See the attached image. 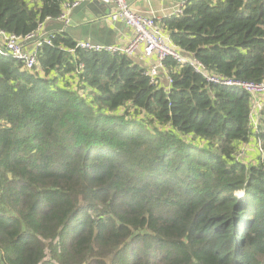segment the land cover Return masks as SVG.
Instances as JSON below:
<instances>
[{
  "label": "trees",
  "instance_id": "1",
  "mask_svg": "<svg viewBox=\"0 0 264 264\" xmlns=\"http://www.w3.org/2000/svg\"><path fill=\"white\" fill-rule=\"evenodd\" d=\"M74 1L0 0V30L39 35ZM158 26L211 74L264 82V0H187ZM51 34L22 40L31 70L0 55V264H264V108L254 126L249 93L188 63L154 84Z\"/></svg>",
  "mask_w": 264,
  "mask_h": 264
},
{
  "label": "built area",
  "instance_id": "2",
  "mask_svg": "<svg viewBox=\"0 0 264 264\" xmlns=\"http://www.w3.org/2000/svg\"><path fill=\"white\" fill-rule=\"evenodd\" d=\"M84 0H75L71 3L64 4V12L56 18V20L67 19L68 12L79 6ZM105 4L112 5V9L108 14V19L111 21H122L131 31L132 36L128 43L124 45H104L101 43L92 44L89 40L76 41L74 48L69 51L73 52L75 48L93 51H108L110 53L125 54L132 56L136 51H140L143 57L151 58L155 56V60L151 62L150 66L145 68V75L148 76L151 83H158L161 74L163 75V61L167 57H171L178 63H188L193 69L200 73L208 82H213L225 87H236L246 91L251 96L252 106L251 114L253 125L256 113L264 108V82H244L237 81L225 77H219L211 74L206 67L195 58H186L180 51L171 43L169 37L165 35L158 26V19L153 15H145L136 11L127 0H100ZM187 0H177L176 7L173 13L180 14L183 10ZM49 21V20H47ZM46 21V22H47ZM45 22V23H46ZM42 29L44 24H41ZM36 34H27L22 40L28 41ZM54 35L50 33L47 38L43 40H36L35 46H39L42 41L51 44V39ZM20 37L13 33H7L0 30V55L10 57L20 61L24 68L31 70L36 64L35 48L33 51L26 50L22 45ZM166 77V76H165ZM170 83L169 77H166ZM260 145V143L258 142Z\"/></svg>",
  "mask_w": 264,
  "mask_h": 264
},
{
  "label": "crops",
  "instance_id": "3",
  "mask_svg": "<svg viewBox=\"0 0 264 264\" xmlns=\"http://www.w3.org/2000/svg\"><path fill=\"white\" fill-rule=\"evenodd\" d=\"M176 2L177 0H132L129 4L139 13L153 15L160 20L161 18L173 13V10L176 7ZM84 3L86 12L80 10V12H78L79 14L76 13L77 15L74 16L75 19H77V22H74L75 27L88 23L91 19L90 17H93V21L100 22L101 24H105L107 27L111 28L112 31L109 38L114 41V45H124L128 43L132 36V31L122 21H111L108 19V14L112 9V5L105 4L100 0H84ZM71 11L72 9L68 12V15ZM36 40L27 42L25 47L30 48ZM132 58L145 68L149 67L151 62L155 60V56L151 58L143 57L140 51H136L132 55ZM160 81L164 85L167 84L164 74H161Z\"/></svg>",
  "mask_w": 264,
  "mask_h": 264
},
{
  "label": "water",
  "instance_id": "4",
  "mask_svg": "<svg viewBox=\"0 0 264 264\" xmlns=\"http://www.w3.org/2000/svg\"><path fill=\"white\" fill-rule=\"evenodd\" d=\"M131 2L132 0H127ZM84 1L77 7L73 8L71 13L67 15V19L64 20H49L44 24V28L39 35H35L32 39L36 40L41 36L49 35L51 32H64L69 34L74 40L84 41L89 40L92 44L101 43L104 45H112L114 41L109 38L111 34V28L107 27L105 24L100 22L93 21V17H90V21L84 25H79L78 27L74 26V22H77L75 15L79 14L78 12H86V7H84ZM77 13V14H76ZM72 19V20H71ZM87 20V19H85Z\"/></svg>",
  "mask_w": 264,
  "mask_h": 264
}]
</instances>
